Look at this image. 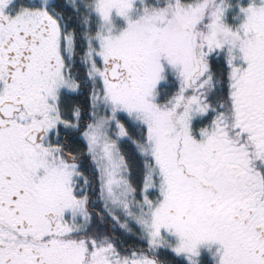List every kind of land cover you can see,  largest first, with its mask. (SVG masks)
Masks as SVG:
<instances>
[{
    "label": "snow or ice",
    "instance_id": "1",
    "mask_svg": "<svg viewBox=\"0 0 264 264\" xmlns=\"http://www.w3.org/2000/svg\"><path fill=\"white\" fill-rule=\"evenodd\" d=\"M0 264H264V0H0Z\"/></svg>",
    "mask_w": 264,
    "mask_h": 264
}]
</instances>
